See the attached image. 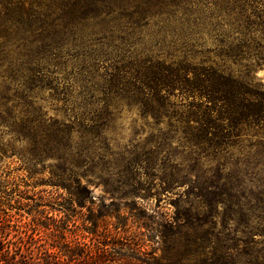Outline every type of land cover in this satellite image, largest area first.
<instances>
[{"label": "trees", "instance_id": "1", "mask_svg": "<svg viewBox=\"0 0 264 264\" xmlns=\"http://www.w3.org/2000/svg\"><path fill=\"white\" fill-rule=\"evenodd\" d=\"M0 61V157L95 241L0 214V264H264V0H0Z\"/></svg>", "mask_w": 264, "mask_h": 264}, {"label": "rangeland", "instance_id": "2", "mask_svg": "<svg viewBox=\"0 0 264 264\" xmlns=\"http://www.w3.org/2000/svg\"><path fill=\"white\" fill-rule=\"evenodd\" d=\"M7 64H9L8 61H0V65ZM257 76L264 83V68L257 72ZM49 113H52V111L49 110ZM122 122L124 123V131L123 139L120 141L121 144L124 143L129 136L128 127L130 124V116L125 115ZM50 162L52 161H46L47 164ZM49 174V170H45L44 172L36 173L35 177H30L28 169L21 168L18 158L8 156L0 157V214L1 216L6 214L11 215V234H14L15 237L26 235L24 233H28L27 229H29L30 233V231H32L30 227L34 230L36 226L40 229L44 237L50 235L49 229L46 228L48 227L47 225L51 223L50 218L45 216L39 217V215L35 213V210H44V214L60 219L58 224L59 230L54 232L57 237L64 233L68 240L77 238L79 241H84L93 245L95 242L94 239H92L93 234L89 232L92 224L86 221L88 211L85 208L83 209V216L80 217L77 215L72 216L70 212L66 215L67 212H63L64 209L60 211L52 210L49 205L51 203L47 204V206L37 205L39 203L37 196L42 193L41 190L47 191L51 188L48 184L36 185V183H44L48 179ZM81 181L83 183L86 182L84 178H81ZM87 185L93 197L97 199L102 197L106 203L111 200L110 196L104 192L101 184L95 186L94 183H88ZM27 204L29 205L26 206ZM168 206L172 209L170 204H168ZM125 210L124 214L126 215L128 210ZM35 217H39L40 219L34 220ZM109 229L112 230V226H110Z\"/></svg>", "mask_w": 264, "mask_h": 264}]
</instances>
